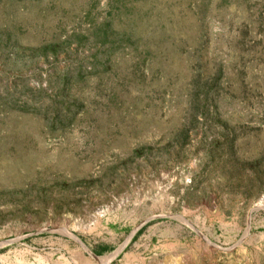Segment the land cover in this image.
I'll return each mask as SVG.
<instances>
[{"label":"rangeland","instance_id":"obj_1","mask_svg":"<svg viewBox=\"0 0 264 264\" xmlns=\"http://www.w3.org/2000/svg\"><path fill=\"white\" fill-rule=\"evenodd\" d=\"M0 264H264V0H0Z\"/></svg>","mask_w":264,"mask_h":264}]
</instances>
